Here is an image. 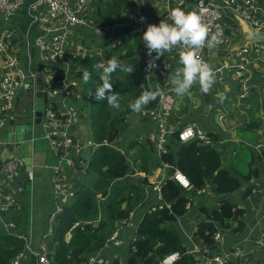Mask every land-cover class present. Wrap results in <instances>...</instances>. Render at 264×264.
Wrapping results in <instances>:
<instances>
[{
	"label": "crops",
	"instance_id": "0c3cea01",
	"mask_svg": "<svg viewBox=\"0 0 264 264\" xmlns=\"http://www.w3.org/2000/svg\"><path fill=\"white\" fill-rule=\"evenodd\" d=\"M130 1L134 4L132 8L135 9L140 6L141 10H143L146 18V28L148 24L159 25L161 21H171L169 19V9L171 6L167 5L166 0ZM209 1L216 3L219 0ZM34 2V0H24L23 6L13 14L9 21V25L14 27L17 32L16 48L19 51V67L25 74L29 75L31 73L35 75L36 84L42 85L48 94V102L54 104L61 112L67 108L74 110L77 117L70 126V132L75 137L81 139L78 134L85 127L90 128L86 109L88 92L84 90L82 82L76 78V72L70 68L71 62L77 56L99 55L105 57L107 60L115 57L114 55L107 54V50L103 47L102 43L106 39L110 40L114 32L122 30H126L131 36H135L133 34L134 25L130 21L123 20L127 15L130 17L134 9L131 8L128 12L124 13L119 12L117 15H120V17L117 18L118 16L116 15V19L120 21V24L109 28L108 32L111 33H107L103 37H95L92 34V30L88 27L79 28L74 26L73 28H69L75 31V36L68 42L64 41L63 58L55 65V68L64 71L65 84H68L72 80L76 82L77 86L69 88L70 96L63 99L62 96H49L50 86L43 79L40 54L35 45V41L38 38H46L50 43L52 38L59 34L58 32L46 33L38 22L34 20L35 16L44 12L43 5L33 8ZM96 2L97 0H88L91 14L94 13ZM145 6H149L148 10ZM257 13L261 17H264V0H258ZM224 18L225 28L234 23L236 24V29L230 35L226 34L228 41L226 46L211 49L209 61L215 75L210 90L207 93H204L200 89L199 83L194 84L189 93L183 97L177 96L173 91L171 77L177 68L182 67L179 63L180 48H174L172 52H165L159 58H163L169 63V71L165 79L160 78L156 74L149 77L154 79L152 84L154 88L173 98L174 102L171 109L168 112L161 113L160 118L157 117L158 114L156 113L158 109L154 112L152 111L153 113L143 109L139 113L135 112L131 114L127 120L128 128L126 131L113 141V146H116V149L124 154L130 167V174H128L126 179L120 180L118 184L130 183L140 186L142 181L145 180L147 185L143 188V197L131 213L129 222L119 230V237L123 244L118 251L111 248L101 249L91 253L90 257L103 259L107 264H127L130 243L135 238L136 229L143 216L151 207L161 204V200H159V196L154 192V188L161 186L170 177V170L164 167L165 163L161 161V154L155 148V141L162 135L165 151L168 149L176 152L177 148L173 135L183 126L192 124L196 130H199L209 139L210 134L216 137V141H211L213 148L220 155L222 168L234 175L240 181L241 186L236 192L221 196L213 192L212 181H207L201 194H194L189 197L187 213L178 218L175 223V228L180 235L185 249L183 256L194 259L197 264H205L201 255L202 243L194 237L197 222L205 218L200 208H217L220 201L226 199L244 211L243 217L240 218L243 229L240 232L234 231L238 221H231L229 227L226 229L219 227L217 230L221 234V241L215 244L213 249L209 250L208 256L211 258H221L223 264H264V250H259L256 246V243L264 237V52L258 55L251 54L249 57L250 63L246 72L248 76V79L246 78L247 88H242L240 80L235 76V69L232 68L233 66L236 67L237 60L234 58L230 61V65H225V56L227 54L237 53L243 48L254 44H264V42L258 43L254 41L241 49L232 51L231 48L240 43L244 27L252 33L257 31L252 30L247 23L229 11H227ZM3 25L0 22V30L4 28ZM97 26L99 27L100 25L97 24ZM136 59L142 65V52H140V48ZM127 63L130 64L131 61ZM6 72L3 69L0 55V77L5 75ZM29 89L25 87V89L21 90L17 98L16 107L11 113L8 123L0 129V166L11 158H20L23 161L29 157L31 158V171L34 174V169L36 168L34 166L33 154L34 129L36 126H41L43 130L44 128L42 119L39 123H36L37 118L35 117V121L32 124L29 120L31 109L22 107V104L26 108L30 106V103L35 105V94L30 96ZM242 90L246 91L247 96L241 99L240 94L243 92ZM218 93H222L226 97L222 103L218 98ZM160 123L163 124L162 130L159 128ZM16 127L20 128V132H17ZM24 127H28L29 130ZM18 133L29 135V137L27 140L18 141L16 138ZM4 134L11 135V140L2 139L1 137ZM81 141L83 142L82 139ZM30 145L31 150L29 149ZM23 146H25L27 153L22 151ZM88 148V153L84 154L83 143V153L79 156L81 160H89L96 149V145L93 144L92 140ZM56 159L61 167V174L58 176L59 181L69 188L67 193L72 196H56L53 183V179L55 178V175H53L54 168L51 169L45 166L44 169L48 170L50 192H52L49 200L50 204L47 207L48 217H46L44 223L45 226L48 224V228L47 230L46 227L45 229L41 228L42 231L36 232L33 219L31 220L27 210L28 201L32 197L33 204L36 201L35 206L41 208V205L45 203L46 196L42 189L39 190L37 195L34 192L32 193L34 180L30 182V191L27 190L26 184L24 186L20 185L22 191L17 197L20 209H17L11 217L16 223L18 231L30 236V249L23 253V256L20 258V264H38V257L41 254L43 242L47 244L48 256L54 264V246L52 245V233L50 232L56 226L57 220L51 223L50 216L58 208H62L63 210L65 206L71 204L76 192L80 188L89 187L93 181L94 177L88 171L85 172L83 169L75 166L70 168L65 166L62 168L59 159L57 157ZM106 202V197L100 199L99 206L105 205ZM104 219L103 212L100 210L99 214L92 219V224L96 226ZM4 220L7 219L4 218ZM29 220L30 224L28 225ZM88 220L91 221V219ZM84 221L86 220L79 222L83 223ZM115 227L116 225L114 224L109 225V230L113 232L114 229L112 230V228ZM69 235L71 236L68 232L65 237L67 242ZM239 251L243 253L242 257L233 256L234 253ZM115 253H117L116 260L112 259Z\"/></svg>",
	"mask_w": 264,
	"mask_h": 264
},
{
	"label": "trees",
	"instance_id": "16d2710c",
	"mask_svg": "<svg viewBox=\"0 0 264 264\" xmlns=\"http://www.w3.org/2000/svg\"><path fill=\"white\" fill-rule=\"evenodd\" d=\"M133 5L130 0H97L93 14L98 25L111 28L120 24L116 15L124 9H131ZM182 10L189 12L190 8ZM123 20L129 21L130 17L127 15ZM167 23L171 24L172 21ZM234 29L236 24L231 23L226 28V34L230 35ZM117 41L119 42L115 45ZM102 45L108 55H114L124 64L132 65L134 71L128 74L117 70L112 74L110 82L120 97V107L114 116L106 100L97 101L94 98L101 81L100 73L93 69V65L106 62L107 59L99 55H86L77 56L71 62L70 68L76 72V78L88 92L86 109L91 140L96 145L89 159L88 172L94 178L89 187L80 188L76 192L73 202L65 206L57 217L51 234L54 264H86L91 253L101 250L106 238L112 233L109 225L122 227L129 222L131 213L143 197V188L147 185L145 180L140 186L130 183L118 184L130 174V167L124 154L114 148L113 141L126 131L128 117L135 113L129 108V104L134 102L142 91L156 90L152 86L154 79L140 76L141 62L136 59L140 48L138 36H131L128 31L122 30L114 32L112 38L106 39ZM129 61L130 64L127 63ZM85 70L91 73L88 82L83 80ZM52 81L56 87H61L65 81L64 71L56 69ZM158 104L159 95L156 100L144 106V110L152 112L157 109ZM177 134L178 132H175L173 135L176 152L166 149V152L161 154V161L179 170L188 179L191 190L187 192L170 178L164 181L161 185L163 202L151 207L143 216L136 229L135 238L130 243L127 264H160L174 253H178L180 257L173 264H197L194 259L183 256L185 249L175 228L177 219L187 213L189 197L201 190L207 181H212L213 192L221 196L240 189V181L222 168L220 155L212 144L203 145L198 140L181 144ZM209 137L216 141L213 135L210 134ZM104 197L107 198L106 204L99 206L100 199ZM100 210L104 220L94 228L85 226L83 230L80 227L73 229L69 241L65 240L73 224L94 219ZM200 211L205 218L197 222L194 237L201 241V254L204 257L214 248L213 237L219 227L226 229L231 221H238L234 231L240 232L243 229L240 218L243 217L244 211L226 199L221 200L217 208L201 207ZM24 251L23 241L0 231V264H11L13 258Z\"/></svg>",
	"mask_w": 264,
	"mask_h": 264
},
{
	"label": "built area",
	"instance_id": "2783aa9c",
	"mask_svg": "<svg viewBox=\"0 0 264 264\" xmlns=\"http://www.w3.org/2000/svg\"><path fill=\"white\" fill-rule=\"evenodd\" d=\"M32 7L43 5L44 12L34 17V20L42 27L46 33L58 32V36L52 38L49 43L46 38H38L35 41V45L40 54V61L42 64L43 79L50 86L49 96L60 97L63 99L70 96L69 88L77 86L76 82L70 81L68 84H63L61 87H56L52 81L53 72L57 69L55 65L60 62L64 55V41L68 42L75 36V31L70 30L77 26L88 27L92 30V34L95 37H103L108 32V27L97 26L94 14H91V9L88 7V0H34ZM24 0H0V22L4 25V28L0 30V55L3 69L6 70V74L0 77V129L3 128L10 119L11 113L14 111L17 103V98L21 90L25 87L30 88V96L35 94L36 84L35 75L25 74V72L19 67L18 49L16 48L17 32L14 27L9 25V21L13 14H15L19 8L23 6ZM168 6L172 8H181L190 11L197 12L204 24L209 28V38L215 34L217 36L216 46L214 48L223 47L227 45L226 28L224 24V16L227 11L240 18L243 22L247 23L250 28L257 32H264V17H261L257 13L258 0H219L213 3L209 0H166ZM144 18L141 20V18ZM133 28V34L140 39V52H142V65L140 70L141 77H149L153 74L158 75L160 78L165 79L166 74L169 71V63L167 60L161 58L155 61L156 67L149 70L148 62L155 57L152 53L148 55L147 48L142 41L143 32L146 30V18L143 10L140 6L136 7L130 15L129 20ZM128 21V22H129ZM67 44V43H66ZM264 52V44H254L252 46L241 49L237 53H229L225 56V65H230V61L234 58L237 60L235 69V76L240 80L242 88H247V67L250 63L251 54H262ZM197 54L202 57L209 65L211 58V50L206 46L198 49ZM62 70V69H61ZM63 71V70H62ZM247 78V79H246ZM240 94V98H245L247 93L245 90ZM35 96V95H34ZM48 96V94H47ZM48 100V99H47ZM173 98L170 95L159 94L158 104V118L161 113L168 112L173 105ZM22 107L25 109H31L29 114L32 124L35 121V105L30 103V106L26 108L24 104ZM64 111L57 109L54 104L47 102L42 114V125L45 130V138L49 143L55 156L59 159L60 164L64 163L66 167H79L85 172L88 171L89 160H81L79 156L83 153V142L78 137H75L70 132V126L76 120L77 114L72 108L63 109ZM155 111V110H154ZM153 111V112H154ZM152 112V113H153ZM160 130L163 129V124L159 125ZM177 139L181 144H187L193 140H198L203 145L212 144L211 139L203 135L199 130L195 129L192 124L185 125L177 130ZM155 148L160 154L165 153V145L163 136L160 135L155 141ZM164 167L170 170V179L178 184L182 189L190 192L191 185L188 179L175 167H171L168 164H164ZM61 174V167L53 169L54 190L56 196H72L67 192L69 188L59 181V175ZM34 174L32 171H26L25 165L20 158H11L0 166V231L14 236V238L21 240L25 244V251L30 249V236L26 233L19 232L16 223L12 220L11 215L15 213L17 209H20L17 197L21 194L22 188L26 183L33 182ZM204 191V187L196 191V194H201ZM154 192L159 196L161 203V186H156ZM189 204L187 203L186 209ZM62 212V208H58L50 216V222L54 223L57 220L58 215ZM6 218L7 220H4ZM92 220H86L83 223L77 221L69 233L80 227L89 226L94 228ZM121 226L116 225L113 232L106 238L102 249L111 248L118 251L122 246V240L119 237V230ZM52 231V230H51ZM52 233V232H50ZM49 233V234H50ZM49 236V235H47ZM46 236V237H47ZM71 238L69 235L68 241ZM213 240L215 244L221 241L220 232L214 234ZM256 246L259 250H264V237L261 238ZM24 251V252H25ZM17 255L11 261V264H20V258L23 253ZM48 248L46 243H42L41 254L38 257V264H53L48 256ZM200 253V252H199ZM202 255V254H201ZM233 256L242 257V252L234 253ZM180 255L178 253L171 254L166 257L160 264H173L178 260ZM203 257L205 264H223V260L219 257ZM112 259H117V253L112 256ZM86 264H107L103 259H94L89 257Z\"/></svg>",
	"mask_w": 264,
	"mask_h": 264
},
{
	"label": "clouds",
	"instance_id": "9594fccd",
	"mask_svg": "<svg viewBox=\"0 0 264 264\" xmlns=\"http://www.w3.org/2000/svg\"><path fill=\"white\" fill-rule=\"evenodd\" d=\"M144 18L142 17L141 20ZM169 19L172 23L161 21L159 25L148 24L143 32L142 41L147 48L148 55L155 53V57L148 62V69L156 67L155 61L164 55L165 52H172L174 48H180L179 63L182 67L176 69L171 77L173 91L177 96L183 97L189 93L191 87L199 83L200 89L207 93L213 83V68L197 54V50L203 47L213 49L216 46L217 36L211 35L209 38V28L201 20L200 15L195 11L185 12L181 8L169 9ZM93 69L100 73L101 84L97 87L94 98L97 101L106 100L110 108L120 107L119 94L113 90L110 82L112 74L117 70L132 73L134 68L112 57L106 62H99L93 65ZM91 73L87 70L83 72V80L88 82ZM160 90H144L134 102L129 104V108L134 112H141L144 106L157 99ZM218 98L222 103L226 97L218 93Z\"/></svg>",
	"mask_w": 264,
	"mask_h": 264
},
{
	"label": "rangeland",
	"instance_id": "374dc122",
	"mask_svg": "<svg viewBox=\"0 0 264 264\" xmlns=\"http://www.w3.org/2000/svg\"><path fill=\"white\" fill-rule=\"evenodd\" d=\"M144 5V3H143ZM154 5V2H153ZM152 5V6H153ZM146 9L148 10V7L145 6ZM134 9V8H132ZM130 9H124L121 12H128ZM119 18L120 15H117ZM88 96V95H87ZM71 102V101H70ZM111 114H113L115 116V114H117V109L115 108H111ZM27 128L28 127H24ZM17 132H20V128L16 127ZM34 143H33V154H34V166L36 167L34 169V185L32 187V193L34 192V194L37 195V193H39V190L42 189L44 195L46 196V200L45 203H43L41 205V208L39 206H35L36 205V201L33 204V199L31 197L30 201H28V206H27V210L28 213L30 215L31 220L33 219V225L35 227V231H42L41 228L46 230L48 228V224L47 226L44 225L45 223V219L47 216V207L50 204V196L52 194V192H50V185L48 182V170L44 169L45 166L53 169L59 166L58 164V160L56 159V157L54 156L52 150L50 149V147L48 146V142L45 138V133L44 130L42 129L41 126H36V128L34 129ZM80 135L81 139L83 140L84 143V154L88 153V145L89 143H91V133H90V128L85 127L82 132L80 134H78V136ZM29 137V135H24L23 133H18L16 135V138L18 141H24L27 140V138ZM2 139H6V140H11L12 136L9 134H4V136L1 137ZM114 148L116 149V146H114ZM29 149L31 150V145L29 147ZM22 151H24L25 153H27V150L25 148V146H23ZM62 168L65 167V164L62 163L61 164ZM51 184V183H50ZM26 188L28 191L31 190V183H26ZM52 186V185H51ZM42 187V188H41ZM33 196V195H31ZM49 219V218H48ZM28 223V222H27ZM48 223V221H47ZM30 224V220L28 225ZM45 230V232H46ZM44 231V230H43ZM35 232V234H37ZM39 235V234H38ZM51 242V240H50ZM123 243V242H122Z\"/></svg>",
	"mask_w": 264,
	"mask_h": 264
},
{
	"label": "water",
	"instance_id": "95a60500",
	"mask_svg": "<svg viewBox=\"0 0 264 264\" xmlns=\"http://www.w3.org/2000/svg\"><path fill=\"white\" fill-rule=\"evenodd\" d=\"M264 42V32H249L247 30L246 27H244V33L242 35L241 41L238 45H234L231 50H235V49H241L244 46L248 45L251 42ZM35 116L37 118L36 123H39L41 118H42V114H43V110L45 105L47 104L48 100H47V93L45 92L44 88L42 85L38 84L35 89ZM26 171H31V158H26L23 160Z\"/></svg>",
	"mask_w": 264,
	"mask_h": 264
}]
</instances>
